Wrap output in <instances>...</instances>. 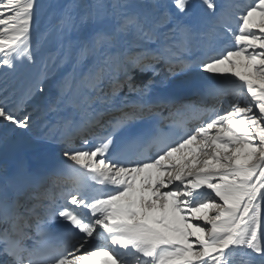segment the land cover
I'll use <instances>...</instances> for the list:
<instances>
[{
	"label": "snow or ice",
	"instance_id": "6c2138e0",
	"mask_svg": "<svg viewBox=\"0 0 264 264\" xmlns=\"http://www.w3.org/2000/svg\"><path fill=\"white\" fill-rule=\"evenodd\" d=\"M42 16L59 41L53 61L72 68L43 113L78 114L81 146L59 141L51 170L0 166V264H264V0L231 13L216 0H0V69L35 64ZM228 34L235 47L212 55ZM129 38L144 50L114 51ZM194 49L204 58H181ZM148 71L137 87L134 73ZM197 72L207 83L186 101ZM48 75L0 101V149L32 132L26 110ZM169 78L171 93L149 99ZM124 85L137 98L117 108Z\"/></svg>",
	"mask_w": 264,
	"mask_h": 264
},
{
	"label": "bare ground",
	"instance_id": "6f19581e",
	"mask_svg": "<svg viewBox=\"0 0 264 264\" xmlns=\"http://www.w3.org/2000/svg\"><path fill=\"white\" fill-rule=\"evenodd\" d=\"M216 3L220 5L222 8H224L226 11L231 13V11L236 10V8L240 6H246L249 3H251V0H216ZM237 17L231 18V27L233 28V31L238 30V25L236 29H234L236 23H237ZM228 38H232L230 34L226 36L225 39L217 40L214 49L212 51V54L215 53V55L220 54L223 52L226 48H232L226 46L222 43L223 40H226ZM155 44V43H154ZM53 51L52 54H57L59 51V41L56 39V37L53 40L52 46ZM126 46H121L118 49L114 51L123 52L124 48ZM157 47L155 44L154 49ZM131 52H136L132 49H130ZM257 52L264 51V49L256 48ZM248 52L251 53L252 49H248ZM50 53L47 54L49 56ZM204 58V50L203 49H194L191 53H184L182 54V59L185 61H191L196 58ZM37 61V60H36ZM34 65H29L27 63L20 65L18 67V70L15 73L9 74V76H1L0 77V101H4L5 97H8L7 102L9 105H11L12 100L16 99L19 94L32 82V80L40 74V71L34 72L33 70ZM157 69L160 72L159 76H156V80H164L166 74H167V67L161 62L156 65ZM177 73H180V69H174ZM72 71L71 65L69 63H65L63 65L58 66L57 71H53L52 75H48V78L45 80V93L47 95L41 96L40 94L37 95V98L34 99L29 106L32 107L31 113L33 115V119L35 121L34 127L32 129V132L29 134H26L24 137H20L17 139H14L11 141L7 147V150L0 149V166L7 165L10 169L15 167L18 163H23L26 167L30 168H43V169H53L58 166L59 162L64 159V157L60 154L61 149L64 146L59 141L62 139H67L74 147H80L81 146V136L79 133L74 136V134L77 131V128L75 127L76 124L79 123L80 117L78 114L74 113L72 109H66L64 111L58 112V113H52L49 112L47 115L43 113V108L47 102V96H55L56 95V83L57 81L61 80L64 76H66L68 73ZM151 71L145 72L148 76V74ZM183 75V74H181ZM203 73H198L191 78L193 89H187L184 91V93H194V89L201 87L203 83H207V81H202L200 79L201 76H203ZM162 77V78H161ZM172 78H169V80H165L164 84H158L156 87H167L169 81ZM219 79H223L220 77ZM229 79H234L232 77H229ZM7 88V93L3 91V89ZM17 91H20L17 94ZM107 91H110L107 89ZM134 93H128V96L123 98L122 100H125L127 98L128 101L135 100L129 99V96H131ZM245 95H247V92L245 90ZM120 91H118L117 96L115 100L119 99ZM157 98V97H156ZM155 98V99H156ZM149 99L154 100V95H149ZM36 101V103H34ZM71 119L72 125L65 126L64 120ZM213 133H215V129L211 130ZM93 132L96 134H100L98 132L97 128L93 129ZM45 135H48L50 137H54V139H47V140H40L38 138L44 137ZM88 139H93L92 135H88ZM75 139H77V144L75 142ZM23 210V209H22ZM210 215H215V212H210ZM193 223H199L203 224V221H193ZM194 239V238H190ZM100 243V242H94ZM103 259V258H101Z\"/></svg>",
	"mask_w": 264,
	"mask_h": 264
},
{
	"label": "rangeland",
	"instance_id": "374dc122",
	"mask_svg": "<svg viewBox=\"0 0 264 264\" xmlns=\"http://www.w3.org/2000/svg\"><path fill=\"white\" fill-rule=\"evenodd\" d=\"M40 2L42 4L47 5L53 2V0H40ZM60 2H67V0H60ZM132 2L134 4L140 5V4H145L147 0H132ZM237 21H238V18H237ZM236 27L237 25H235L234 29H236ZM50 29H51V24L47 16H42L39 23L37 24V26L35 27L33 31L32 48H33V51L35 53V57L37 60V61L35 60V64L33 67L34 72H37V70L38 72L47 71L49 75H52V72L57 71L58 69L59 60H56L55 62L53 61V57H55L57 54L51 53L53 51V48L51 46H52L53 40L56 37V35H55V32L51 31ZM253 31L258 32V29H253ZM222 43L224 45L226 44L228 47H232V48L235 47L234 40L231 38L223 40ZM131 44H132V40L131 38H129V45H126V47H130V49L134 51L137 50L136 52L144 50L143 46L137 47V46H131ZM147 49L148 50L154 49V44L148 43ZM48 53H50L49 56H47ZM212 55H215V53ZM175 69H180V68L176 67ZM3 72L10 73V70L0 69V77L2 76ZM152 78H153V73L151 72L148 77V80H151ZM128 92L129 91L126 89V92L124 93V95L128 94ZM123 98H125V96ZM34 103H36V101ZM26 111L27 112L32 111V107L29 106ZM76 144H77V140H76Z\"/></svg>",
	"mask_w": 264,
	"mask_h": 264
}]
</instances>
